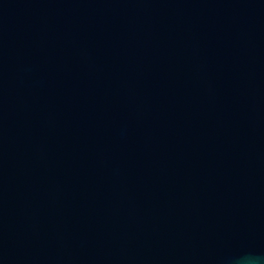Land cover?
<instances>
[{
    "label": "water",
    "instance_id": "1",
    "mask_svg": "<svg viewBox=\"0 0 264 264\" xmlns=\"http://www.w3.org/2000/svg\"><path fill=\"white\" fill-rule=\"evenodd\" d=\"M0 264H264V0H0Z\"/></svg>",
    "mask_w": 264,
    "mask_h": 264
}]
</instances>
